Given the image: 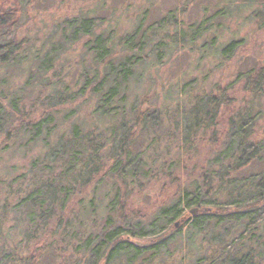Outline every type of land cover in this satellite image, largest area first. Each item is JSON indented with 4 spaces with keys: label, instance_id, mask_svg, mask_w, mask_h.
I'll return each mask as SVG.
<instances>
[{
    "label": "trees",
    "instance_id": "trees-1",
    "mask_svg": "<svg viewBox=\"0 0 264 264\" xmlns=\"http://www.w3.org/2000/svg\"><path fill=\"white\" fill-rule=\"evenodd\" d=\"M228 2L227 7L190 24L175 10L149 23L144 14L133 31L124 35L99 30L100 19L93 11L65 19L56 51L84 41L83 50L95 68L92 78L84 76L79 94L87 91L93 97L94 121L86 130L85 125H74L68 136L60 134L52 140L51 115L23 122L13 130L11 117L0 103L4 143L19 137L41 141L45 149L30 163L29 174L14 177L9 184L3 182L7 193L0 198V264L45 261L47 257L36 251L23 254L34 241L49 250L50 264H261L264 129L259 133L257 127L264 118V68L240 72L225 87L203 89L195 79L182 83L167 136V144L177 143L179 157L157 158L162 153H158L160 143L157 138L149 141L154 136L148 134L161 126L162 108H145L139 97L131 102L128 93L139 69L159 63L173 50L200 45L201 55L224 61L232 58L240 41L217 44V36L210 43L206 38L229 16L233 4ZM8 4L0 7V68L38 59L39 70H48L50 55L56 52L51 48L39 59L38 50L17 41L14 29L19 12L11 9L14 2ZM254 18L264 22V3L256 6ZM238 83L248 96L230 110L234 102L230 91ZM14 102L11 108L20 112ZM224 115L227 119L220 123ZM206 142H210L208 162L203 166V160L191 155ZM182 155L192 165L188 169L185 163L183 181L177 170L180 161H185ZM161 180L176 183L172 200L152 212H127V189L141 192ZM102 187L108 193L105 204L95 206ZM82 194L85 199L75 203ZM11 215L20 243H25L22 251L8 248L12 229L7 227V218Z\"/></svg>",
    "mask_w": 264,
    "mask_h": 264
},
{
    "label": "rangeland",
    "instance_id": "rangeland-1",
    "mask_svg": "<svg viewBox=\"0 0 264 264\" xmlns=\"http://www.w3.org/2000/svg\"><path fill=\"white\" fill-rule=\"evenodd\" d=\"M9 0H0V7ZM27 1V2H26ZM229 0H12L11 9L16 8L18 13L17 25L14 29V36L17 41L25 42L29 49L38 50L39 59L49 54L51 48L56 53L50 55L51 63L48 70H39V61L17 62L0 68V103L3 111L11 117L13 130H18L21 123L35 122L43 116L51 115L54 125V136L69 135L74 125L86 126L94 121L92 111L94 109L93 97L89 92L79 94L82 89L84 76L92 72L95 65H92L90 57L83 50V40L70 44L56 51L61 36V26L65 19L76 16L81 12H92L100 19L99 30H115L117 34L124 35L133 31L135 25L144 14L148 16L146 22L155 21L164 17L169 10H175L177 15L186 24L199 22L206 16L219 8L227 7ZM233 4L229 8V16L224 17L217 24L218 30L210 31L206 38L207 42L213 36L217 44H224L232 40H238L242 44L236 53L229 60H221L215 55H201L199 46L185 47L180 50H173L158 63L153 61L147 67L137 71L138 76L130 81L128 93L130 101H136L139 97L145 108L160 110L162 108L161 126L152 130L149 141H158V159L162 160L164 155L172 158L178 155L177 143L167 144L172 111L179 100L176 91L182 83L195 79L198 86L203 89L214 88L215 85L225 87L236 80L238 73H245L252 68H264V22L261 18H254V10L264 3V0H230ZM12 3L8 4L11 6ZM247 4L245 7L244 4ZM5 6V7H6ZM184 7V8H183ZM263 19V18H262ZM52 40V42H51ZM54 45V47H52ZM198 49V50H197ZM47 69V68H46ZM92 70V71H91ZM136 74V75H137ZM193 80V81H195ZM195 81V82H196ZM238 83L230 91V98L233 103L228 108L236 109L247 99V92ZM199 88V87H197ZM70 95L72 99L64 97ZM62 96V97H61ZM20 112L15 113L11 108V102ZM172 103V105H171ZM227 109V110H228ZM227 110L225 112H227ZM227 115L220 119L225 122ZM9 124V123H8ZM8 127V125H7ZM6 127V129H7ZM264 129V118L259 121L257 130L260 133ZM84 131V130H83ZM81 131V132H83ZM80 133V130H79ZM147 135V136H148ZM208 137V136H207ZM210 142L202 143L197 154L191 155L194 160H203L202 165H207V156ZM7 146V147H6ZM167 146V147H166ZM165 147V148H164ZM164 149V150H163ZM166 149V150H165ZM45 149L41 141L29 142L27 139L15 137L12 142L4 143V137L0 135V198L7 193L4 183L9 184L14 177L27 175L30 172V163L41 157ZM181 167L177 168L179 180H185V163H188L182 155ZM193 160V161H194ZM27 179V178H26ZM176 184V183H175ZM167 180H161L153 186L140 190L127 189L126 202L127 212H148L165 205L173 199L176 186ZM16 191V188H14ZM91 191V189H90ZM3 192V193H2ZM106 187L100 189V194L94 199V205L105 204L107 197ZM90 196V195H89ZM82 194L75 203L84 200ZM92 196H90L91 198ZM109 197V196H108ZM14 199V198H13ZM16 199L10 200L14 204ZM108 201V198L107 200ZM74 203V204H75ZM98 207V206H97ZM104 209V208H103ZM14 216L7 218L10 223L7 225L11 230L12 238L7 240L12 250L22 251L24 244L20 243L18 232L14 229ZM226 227V226H224ZM227 227H229L227 225ZM230 232L234 228L229 227ZM237 231V229H236ZM16 232V233H15ZM264 232V231H263ZM31 242L23 254L32 255L33 251L40 253L45 261L37 264H50L48 258L49 250L43 244ZM43 248V249H42ZM70 254L69 252L65 251ZM264 256V255H263ZM264 264V259L261 260Z\"/></svg>",
    "mask_w": 264,
    "mask_h": 264
},
{
    "label": "water",
    "instance_id": "water-1",
    "mask_svg": "<svg viewBox=\"0 0 264 264\" xmlns=\"http://www.w3.org/2000/svg\"><path fill=\"white\" fill-rule=\"evenodd\" d=\"M179 225H178V223L176 224V228L178 227Z\"/></svg>",
    "mask_w": 264,
    "mask_h": 264
}]
</instances>
